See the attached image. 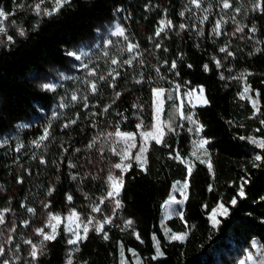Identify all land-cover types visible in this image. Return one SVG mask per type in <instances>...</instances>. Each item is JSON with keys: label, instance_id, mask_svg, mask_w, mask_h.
Returning <instances> with one entry per match:
<instances>
[{"label": "trees", "instance_id": "obj_1", "mask_svg": "<svg viewBox=\"0 0 264 264\" xmlns=\"http://www.w3.org/2000/svg\"><path fill=\"white\" fill-rule=\"evenodd\" d=\"M38 2L0 0V9L9 13L3 21L6 35L0 33V210L10 208L26 219L28 209L37 208L38 200L32 199V193L34 196L38 187L48 189L50 207L61 210L76 190V181L66 166L67 155L84 149L107 131L119 128L136 133L133 97L143 98L150 114L153 87L178 83L203 88L208 104L186 110L203 125L200 132L194 125L191 136L208 141L205 147L212 167L209 170L205 161L197 162L188 177L182 159L188 156L192 142L184 133L169 137L163 144L151 142L144 169L131 162V170L123 174L125 186L118 197L122 206L103 230L109 239H103V232H90L86 240L70 245L71 232L60 225L56 240L47 243L46 254L35 264H67L69 258L73 264H119L121 244L124 253L135 251L142 264H235L232 256L247 245L248 238L264 247V162L253 164L256 155L264 157V150L240 139L264 137L260 123L264 119V11H253L248 37L239 41L226 28L220 27L217 34L184 20L180 0H71L58 13L42 18L32 7ZM20 4H24L23 9ZM163 19L167 26L157 36ZM37 23L38 28L34 27ZM108 24L123 28L128 40L110 34ZM20 28L26 30L25 37L18 35ZM7 36L15 42L10 43ZM128 42L139 45V56L132 65L123 63L134 55L126 51ZM81 49L88 55L80 62L67 55ZM113 58L121 64L112 65ZM82 62L96 69L97 76L88 77ZM173 62L175 68L171 67ZM55 69L67 71L72 79L62 81L55 92L42 90L40 85ZM113 69L119 72L115 80L108 76ZM242 73L250 74L241 78ZM99 76L106 79L99 80ZM93 79L98 83L95 95L84 83ZM247 86L259 93V113H253L248 101L238 97ZM73 92L81 99L72 101ZM85 95L87 108L82 99ZM57 102L67 105L61 110H65L69 127L62 123L51 127L50 146L55 148L51 154L56 158L40 163L31 143L48 126L49 111ZM72 120L76 122L70 123ZM20 144L24 147L17 151ZM177 153L179 157L174 158ZM184 179L189 187L181 221L172 218L167 224L176 232L187 230V235L183 242L167 240L160 228V208L172 183ZM242 185L243 197L239 195ZM233 199L237 201L234 206ZM218 202L229 214L219 217L218 228H213L207 215ZM128 219L134 223L125 228ZM157 240L163 255L153 259Z\"/></svg>", "mask_w": 264, "mask_h": 264}, {"label": "rangeland", "instance_id": "obj_2", "mask_svg": "<svg viewBox=\"0 0 264 264\" xmlns=\"http://www.w3.org/2000/svg\"><path fill=\"white\" fill-rule=\"evenodd\" d=\"M180 1V14L184 20L193 22L196 27H204V29L209 28L212 32H214L216 22L221 21L220 27L226 28V31L231 35V37H236V39L239 41H243L246 37H248L249 30H247V25L253 14L254 4L258 3V0H229L233 7L230 9H223L222 0H201L202 7L197 9L193 4H191L190 0ZM47 2L50 3V6L47 5ZM54 2L55 0H44V5L42 4L41 7L43 9H51L54 5ZM236 8H239L240 11H235ZM205 15L208 16V19L201 22L203 16ZM233 18H235V22H233ZM162 21L165 23L164 25L161 24V27L165 29L167 26L166 20L163 19ZM107 26H109V33L112 34L115 31L117 25L108 24ZM237 27L243 28V31H237ZM92 45L94 48H96L97 41H94ZM81 52L87 53V50L81 49L77 54H80ZM133 54L136 57L139 56L138 52L136 51ZM74 61L77 60L74 58ZM62 77H69L68 72L61 69H55L52 71L51 75L45 79L44 83L61 84L62 81L65 80L62 79ZM156 77H160V75L157 74ZM169 77L170 76H167L165 78L170 79ZM165 82L168 84L170 83L167 79ZM177 85H179L178 91L176 90ZM153 88H164L167 90L164 97H162L164 103L163 109L160 113V121L163 123L164 130L166 132L163 143H165L169 137H174L175 135L184 133L191 138L192 142L188 156L182 159L186 172L188 167L192 168L197 162L205 161L208 165L210 152L206 149L205 145H203V147L200 146L199 141L202 139L201 137L198 135L195 137L191 136V130H193L194 124L186 118L187 116H192V113L187 111L186 108H191L193 105H203L198 99L201 95L204 97V94H201L199 91L202 87L197 86L189 88L178 83H174L173 86L170 85L168 88ZM152 89L150 114H148V110L145 108V100L143 98L140 96H134L132 100V105L134 106L135 116L137 117L138 124H143V128H139V130L136 132L137 136L135 139V147H132L129 150V154L132 157H135L139 154L141 147H145V141L140 137L139 133L141 131L154 130V125L157 123L156 104L154 102L155 97ZM190 90H194L191 97L186 95V93H188ZM169 92H171L174 97H179L180 99H176L175 101L168 99L167 97ZM242 96L244 98H242ZM238 97L241 100H247L253 109V113H255L252 101L255 100L256 105L258 104L256 92L249 90L247 93H245L243 89ZM181 99L183 100V105L180 103ZM189 100H191V104L189 103ZM59 104V102L54 104L49 111V118H51V120H48L49 124L45 128L49 130L48 139L40 141L39 146L34 143L39 141L40 136L44 134L45 129H43L41 134L37 135L32 140L31 145L36 149L39 160L46 159L50 161L56 158L53 156V154H51L55 149L53 146H50V142L52 140V136L50 135L52 129L51 127L58 125L59 123H62L63 125L67 123V117L64 115L65 110H61ZM181 112L184 113V118H181ZM149 117L150 120L148 121ZM187 127H190L191 130H187ZM34 130L35 127H33V131ZM108 132L114 131H107L101 136L98 135L97 138H95L84 149L77 150L67 155L68 159L66 161V166L69 168L72 178L76 181V190L74 195H69L72 197L71 201L66 199V202L62 206L61 210H55L50 207L48 202L49 190L41 187L35 189L34 196L32 193V199L36 198L38 200V205L37 208L33 209L34 211L28 212L29 217L26 219L21 217L17 211H14L10 208H4L0 210V213H3L5 217V223L0 225V247H3L5 250V255L0 257V264H2L4 260H8L9 264H32L28 255L30 252V245L25 244L24 240L31 239L33 242L38 243L42 239V237L36 234L35 229L45 226L49 213L61 215L64 220L60 225L65 226L67 229H69L70 226L68 217L73 212L77 213L79 216V221L74 219L71 223V227H76L77 224H80L79 231L81 235H83V227L85 225H87L89 228L88 233L99 232L97 231L98 221H103L105 216H109L113 220L117 208H115L114 201L105 199L106 193L109 190V182L107 177L110 172L116 175H121L118 169H114L112 167L114 163L120 162V157L113 153L112 148L114 146L117 149V152H121L124 150L125 144L123 142L119 144L114 143V138L107 137L106 134ZM151 142L155 141H147V150ZM147 150L144 153V157H146ZM63 155H65V153ZM131 162L139 165V162H137L135 159L125 161V163ZM74 163L77 168L75 167ZM69 165H74V167H70ZM56 168L61 170L60 165H58ZM185 181L186 179L172 183L170 193L160 208V228L167 240H171L169 237L173 233L178 235H187V230L184 229L183 231L176 232L173 231L167 224V221L172 218L181 221L185 195L187 191V189H183L184 194H182L181 189ZM172 198H174V200ZM176 201H182V203H176ZM220 203L222 202H218L207 215L208 222L211 226L212 223L209 220V216L211 215L212 210ZM94 207H98L100 211H93ZM5 209L8 211H5ZM219 217L221 216H218L217 219H219ZM89 220H92L91 224H88ZM107 225H109V223H105L104 228ZM13 229L15 230L13 231ZM45 231H50V229L45 228ZM17 248L19 249L18 251ZM154 249V256H157L156 242L154 243ZM132 252L133 250L129 249L124 253L125 264H142L139 256L137 254L136 256H133ZM126 254L128 256H126ZM249 256H251L252 259H249ZM158 257L161 256H157V258ZM232 259L235 264H264V247L255 239L248 238L247 245L241 247L240 250H238V252L232 256ZM119 264H121L120 251Z\"/></svg>", "mask_w": 264, "mask_h": 264}, {"label": "snow or ice", "instance_id": "obj_3", "mask_svg": "<svg viewBox=\"0 0 264 264\" xmlns=\"http://www.w3.org/2000/svg\"><path fill=\"white\" fill-rule=\"evenodd\" d=\"M190 2L197 9H200L202 7L201 0H190ZM43 3H44V0H39L38 3H35L32 6L33 10H34V13H35V15L37 17H41V18L43 16L51 17L53 14L58 13L59 10L64 5L70 4L71 0H55L54 5H53V7L51 9H48V8L41 9V5ZM222 6H223V9H230V8L233 7V5L229 2V0H222ZM18 7L20 9H23L24 8V4H20V5H18ZM256 9H260L261 11H264V0H261V3L254 4L253 10H256ZM235 11L239 12L240 9L236 8ZM11 15H15V13H11ZM182 15H183V13H182ZM8 16H9V13H6L3 9H0V33H4L5 35H6V29L3 26V21L7 20ZM207 19H208V16L205 15V16H203L201 22H203V21H205ZM233 22H235V18H233ZM12 23L15 25L16 21H12ZM164 23H165L164 21H161L162 25H164ZM168 24L170 25L171 22L169 21ZM220 26H221V21H217L216 22V27L214 29V32H216L217 34H219ZM34 27L38 28L39 24L37 23L36 25H34ZM180 27L183 29L185 27V25L181 24ZM163 31H164L163 27L159 28L157 30V32H156V35L159 36L161 34V32H163ZM237 31L242 32L243 28L237 27ZM251 31L255 32L256 31L255 27H253L251 29ZM26 34L27 33H26L25 29H23V28L18 29V35L19 36L25 37ZM112 34L115 35V36L124 37V39L126 41L128 40V37L125 35L124 29L121 28L119 25L116 26V29H115V31ZM7 40L10 43H14L15 42L14 38L12 36H7ZM108 43L110 44L111 41H108ZM138 47H139L138 44H135V43H132V42H128L127 46H126V51L129 52V53H135V51H136V49H138ZM220 51L224 52V51H226V49L225 48H221ZM67 55L71 56V57H74L77 61H82V57L83 56H87L88 54L86 52H81L80 54H77V52L73 51V52H68ZM105 55H108V53L105 52ZM229 55H232V53H229ZM135 58H136V56L133 55L132 59L125 60V61H123V63L127 64V65H132L133 60ZM110 63L112 65L119 66L121 64V61L116 59V58H113V59H111ZM217 64L219 65V62H217ZM81 67L83 69H87L88 70L87 71V76L88 77H96L97 76L96 69L89 68L88 63H83L82 62ZM171 67L175 68L176 67V63L173 62ZM189 67H190V65H189ZM204 67L207 70V65H205ZM157 71H159V70L157 69ZM114 73H115V75H114ZM249 74L250 73H242L241 74V78H246V76L249 75ZM118 75H119V72L116 71L115 69H113L112 72L108 73V76L112 77L113 80H115L116 76H118ZM62 79H72V77H62ZM98 79L99 80H105L106 78L104 76H99ZM84 83L86 85H88V88L90 89V91L93 94H95L98 91V83H97V81L95 79H93V80H85ZM60 86H61L60 84H56V83H43L42 85H40L42 90H44V91H53V92H55L57 90V88L60 87ZM176 90L177 91L179 90V85L176 86ZM249 90H250V86H247V87H245L244 92L247 93ZM166 91L167 90L164 89V88H153L152 89V92H153L154 97H155V101L154 102L156 104V120H157V123H156V125H154V130L141 131L139 133L140 137L145 141V147H141L140 148L138 155H136L135 157H132L129 154L130 148L135 147V139H136L137 133L124 132V131L119 130V128H117L114 132H108L106 134L108 138H114V143L119 144V143L123 142L125 144V148L121 152H117V149L114 146L112 148L113 153H115L116 155H118L120 157V162L114 163L112 165V167L114 169H118L119 172L121 173V175H116V174L110 172L108 177H107V180L109 182V190L106 193L105 199L114 201L115 208H117V209L122 206V202H121L120 199H118V197H120L122 191L124 190V186H125V181H124V175L123 174H126L132 168V164L131 163H125V161L135 159L137 162H139V165H140L141 169L143 170L144 166L146 164V157H144V153L147 150V147H146L147 141L148 140H153V141H155L156 144H162L164 142V137L166 135V132L164 130L163 123L160 121V113H161V111L163 109V103H164L162 97H164ZM199 91L202 94L203 93V88H201ZM193 92H194V90H190L188 93H186V95L191 97L193 95ZM119 95L120 94L117 93V98H119ZM256 95L258 96L259 93H257ZM167 98L170 99V100H173V101H175L176 99H180L179 97H174L171 94V92H169ZM242 98H244V97L242 96ZM78 99H81V97H78V95L75 92H73L72 95H71V100L72 101H77ZM82 99L85 101V108H87V103L86 102L88 100V96L85 95V96L82 97ZM198 99L200 100V102L203 105H207L208 104V100L205 97H203L202 95ZM180 103H181V105H183V100L182 99L180 100ZM189 103L191 104V100H189ZM252 105H253V108L255 110V113H259V108H257L255 100L252 101ZM66 106L67 105H65L64 103H60V105H59L60 108H65ZM194 106L195 105H193V107ZM104 111L107 112L108 108L106 107L104 109ZM180 115H181V118H184V113L183 112H181ZM186 118L189 119L194 125L197 126L196 127V131L197 132L202 131L203 125H200L198 120L193 119L192 116H187ZM75 122H76L75 120L70 121V123H72V124H74ZM260 123L262 125H264V119H261ZM63 127L64 128L69 127V123H65L63 125ZM137 128H143V124L142 123L138 124ZM257 131H259V129H257ZM48 137H49V130L45 129L44 134L40 136L39 141H36L34 143H36L37 146H39V142L47 140ZM240 139H242V140L243 139H247L251 144L255 145L257 148L264 150V137H262V138H257L255 136H253V137H240ZM207 143H208V141L205 140V139H201L199 141V144H200L201 147H203V145H206ZM23 147H24L23 144H20V145H18L16 150L19 151L20 148H23ZM178 157H179V154L177 153V156L174 157V158H178ZM257 161L264 162V157H262L261 155H256L255 156V160L253 161L254 166H259V164L256 163ZM203 162L204 161H201V163H203ZM40 163H46V161L41 159ZM69 166L70 167H74V165H69ZM211 167L212 166L209 163L208 164L209 170H211ZM187 175H188V177H191V175H192V168L191 167H188ZM19 182L23 183L22 180H20ZM188 187H189V184H188V182L186 180L184 182L183 186H182L181 193L184 194L183 189H187ZM209 190H211V188H209ZM50 191H54V189H52ZM239 195L241 197L244 196L243 185L241 186ZM67 199L69 201H71L72 197L68 196ZM172 199L174 200V198H172ZM185 199H187L186 195H185ZM176 203H182V201H176ZM236 203H237V201L235 199H233L231 201V204L233 206ZM5 211H8V210L5 209ZM28 211L32 212L34 210L29 208ZM93 211L99 212L100 209L98 207H94ZM228 214H229V209L227 207H225V205L223 203L218 204V206L212 210L211 215L209 216V220L212 223V227L213 228H218L219 223H220V221L217 219L218 216L227 217ZM74 219L76 221H79V216L75 212H73L68 217V220H69V223H70V226H69L68 230L71 232V235L73 237V238L68 240V243L70 245H78L81 241L86 240L87 236H88V232H89V228L87 227V225H85L83 227V235H81V233L79 231L80 224H77L76 227H71V223L73 222ZM63 220H64V218L61 215L55 214V213H49L48 216H47V221L45 223V226L35 229L36 234L38 236L42 237V239L38 243L37 242H33L31 239L24 240L25 244L30 245V252L28 253V255L30 257V260H31L32 264H35V262L39 261L41 256L46 254L47 243L48 242H53V241L56 240L57 235L59 234L58 233V228H59L60 224L63 222ZM111 220H112L111 217L105 216L103 221H98L97 222V224H98L97 231L103 232L104 224L105 223H109L110 224ZM4 223H5L4 214L0 213V225H3ZM91 223H92V220H89L88 224H91ZM133 223H134V221H132L131 219H128V220L125 221L124 227L127 228V227L131 226ZM45 228L50 229V231L46 232ZM14 230L15 229H13V231ZM135 234L137 236V239H139V234L138 233H135ZM166 235H167V233H166ZM185 235L186 234L178 235V234H174L173 233L169 237V239H171V240H179V241L183 242L184 239H185ZM103 239L104 240H108L109 239V236H108V234L106 232H103ZM153 239L155 240L156 238L153 237ZM18 250L19 249L17 248V251ZM75 250L78 251L79 249L76 248ZM156 253H157V256H162L163 255V252H161V250H160V244H159L158 240L156 241ZM132 254H133V256H136L135 251H133ZM4 255H5V250H4L3 247H0V257H2ZM120 256H121V264H125V260H124V246H123V244L120 245ZM157 256H154L153 259H156ZM249 259H252V257L249 256ZM2 264H9V261L8 260H4L2 262ZM67 264H73V261H72L71 258L68 259Z\"/></svg>", "mask_w": 264, "mask_h": 264}]
</instances>
